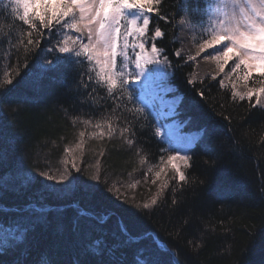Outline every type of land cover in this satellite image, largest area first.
<instances>
[{"label": "trees", "instance_id": "trees-1", "mask_svg": "<svg viewBox=\"0 0 264 264\" xmlns=\"http://www.w3.org/2000/svg\"><path fill=\"white\" fill-rule=\"evenodd\" d=\"M178 2L163 0L160 7L168 15L167 21L150 14L149 36L156 25L165 32L157 46L164 48L169 58L173 70L170 83L180 95L176 117L185 131H198L201 135L189 151L192 166L184 170L189 183L182 202L171 204V189L177 184L174 174L168 173L165 180L169 181V188L160 206L151 212H140L132 205L146 202L142 198L147 192L142 180H146L151 167L165 168L167 156L172 154V147L154 134L157 123L153 113L146 108L150 123L143 128L136 125L132 147L123 142L119 131L111 138L92 136L98 129L85 125L84 120L91 119L95 124L106 116L120 115L119 110L112 111L114 105L106 89L95 83L87 90L77 89L75 84L64 86L63 66L40 77L36 87L26 84V74L38 73L39 65L52 61L56 53L44 51L51 46L45 43L46 34L40 48L27 56V67H23V50L16 52L13 48L15 32L8 36L10 26L15 29L22 25L11 16L10 6L4 7L9 0H0V24L4 25L0 35L8 37L0 45V80L6 71L14 76L13 85L8 86L10 91L0 93V185H9L8 190L0 191V264H37L42 257L52 264H76L85 244L96 238L109 243L114 236L127 239L122 228L129 236L141 237L122 250L126 264H133L134 253L145 246L159 251L165 264L169 261L166 249L176 251L182 264H264V109L251 107L247 99L233 101L231 83L222 88L220 76L188 83L193 63L188 57L175 55L183 15ZM129 90L139 96L140 88L135 83H130ZM200 91L204 92L203 97ZM136 104L143 107L139 101ZM114 123L123 127L121 121ZM81 131L85 132L86 151L80 160L82 166L79 164L82 171L74 175L89 183L99 160L101 179L107 183H99L92 195L73 184L41 199L45 190L40 179L28 185L23 183L25 174L55 172L68 156L65 149H72L79 142ZM205 133L217 150L216 155L197 146L205 139ZM101 151L103 156L99 155ZM83 166L89 167L88 171ZM113 183L126 193L128 203L107 193ZM130 185H138L136 194H131ZM42 204L51 208L46 222L35 219L40 214L31 213L35 229L22 233L17 225H26L31 206ZM80 208L90 216L79 222L96 225L89 237H77L74 232ZM103 218L106 219L101 224ZM15 236L22 238L14 239Z\"/></svg>", "mask_w": 264, "mask_h": 264}, {"label": "snow or ice", "instance_id": "snow-or-ice-1", "mask_svg": "<svg viewBox=\"0 0 264 264\" xmlns=\"http://www.w3.org/2000/svg\"><path fill=\"white\" fill-rule=\"evenodd\" d=\"M162 3L163 0H9L4 7L10 6L11 16L19 21L22 27L14 29L10 26L8 36L15 32L13 48L16 52L23 50V67H27V56L40 48L41 39H44L46 34L45 43L51 46L46 47L44 51L48 54L56 53L52 61L39 65L38 73L26 74L25 83L36 87L40 77L48 72L59 71L63 66L66 69L61 76L64 86L70 88L75 84L77 89L84 90L93 83L102 86L114 105L112 111L119 110L120 115L106 116L102 122L95 124H92L91 119H86L84 124L98 129L91 133L97 139L111 138L119 131L123 142L129 147L134 146L132 137L136 135V125L140 124L143 128L144 124L150 123L149 113L146 112L149 105L144 100V94L141 92L139 96L134 95V92L129 90V85L139 81L141 76L147 79L153 72L163 78L166 75L164 70L170 66L164 48L157 46V41L163 39L165 32L156 25L149 36L152 23L149 14L154 13L164 21L169 19L168 15L161 11ZM177 7L183 13L180 19L189 23L192 30L198 33L195 37L197 51L195 56H189L188 60H195L201 53L211 49L212 53L205 54L203 59L215 62L218 71L212 75V79L215 80L220 74H224V79H220L219 84L226 88L225 80L231 82L233 101L247 99L251 107L259 106L264 109V0H179ZM3 32L4 25L0 24V33ZM7 39L8 37L0 35V45L5 44ZM149 41L150 48L146 47ZM175 55L179 57L181 52L177 50ZM18 74L19 69L16 72V75ZM13 81L14 76L4 72L3 79L0 80V93L10 91L8 86L13 85ZM237 81H241L247 91H238ZM188 83H193V80H188ZM199 95L203 97L204 92L200 91ZM137 101L143 107L137 106ZM128 116L131 119H128ZM114 121H121L123 127ZM154 134L160 136L161 129L156 127ZM84 136L85 132L81 131L80 140L75 147L65 149L68 156L64 159L63 170L58 175L44 171L36 174L26 173L23 183L31 185L40 179L45 190L41 199L49 194L56 195L73 184L89 195L94 194L99 188V183L90 184L88 180L74 175L81 172L77 160L84 154ZM190 143L191 141H188L183 148H172V154L167 156V164L173 171L177 184L171 189L173 206L182 202L185 185L189 183L182 169L191 168L192 157L182 155L181 152L190 151ZM197 146L210 155H216L217 150L208 142L207 133L205 139ZM99 155L103 156V151ZM160 160H164L163 153ZM140 163H144L143 157ZM161 172H156V177H160ZM89 179L100 182L99 160L95 165V174ZM168 188L169 181L163 180L150 200L143 203L133 202L132 206L140 212H151L160 206ZM8 189L7 183L0 185V191ZM107 193L117 201L128 203L126 193H121L114 183L107 188ZM50 210V206L46 204L31 206L26 225L18 224L17 227L22 233L34 230L35 223L31 213L40 214L35 219L46 222ZM88 216L90 213L83 208L78 210L77 221L74 223L77 237H89L96 228L92 223L79 222L80 218ZM105 219H101L100 223H104ZM62 228L61 225L60 230ZM121 232L127 239L114 236L109 243L102 238H96L85 244L76 264H126L122 250L128 243L138 242L141 237L129 236L126 228H122ZM20 238L22 237H14ZM166 252L169 255L168 264H182L176 251L166 249ZM37 264L52 262L47 257H42L37 260ZM133 264H165V261L161 259L159 251L145 246L134 253Z\"/></svg>", "mask_w": 264, "mask_h": 264}, {"label": "rangeland", "instance_id": "rangeland-1", "mask_svg": "<svg viewBox=\"0 0 264 264\" xmlns=\"http://www.w3.org/2000/svg\"><path fill=\"white\" fill-rule=\"evenodd\" d=\"M178 26H179V33L177 36V40L179 41L178 50L181 52V56H185V57L195 56V53L197 51L195 37L198 35V33L194 32L192 30V26L183 20H180ZM150 45L151 44L148 43L146 44V47L150 48ZM211 53L212 50L208 49L206 50L205 53H201L199 57H196L195 60H192L193 72H192L191 80L201 81L209 78L212 79V75L216 71H218L214 61L203 59V56L205 54H211ZM231 63L232 62H230V64ZM149 67H153V66L149 65ZM228 70L229 69L226 66V71ZM164 71L166 75H164L163 78H161L158 74L153 72L152 74L149 75L147 79L144 76H141L139 81L133 83L139 86L140 88L139 95L141 94V92L144 94V100L149 105L148 108L154 114L157 127L161 129V135L158 137L173 148H183L188 141H191L188 147L192 149L200 136V132L189 133L184 131L183 124L179 122L178 119H176L177 106L180 101V95L177 94L175 87L170 83V78L172 76V71H173L171 64ZM220 77L224 79V74H220ZM225 83L229 84L231 82L226 79ZM236 88L240 92L247 91V88L244 86V84L241 81L236 82ZM84 151H86V149ZM181 154L189 155V151L188 152L182 151ZM80 160L81 157L77 160L78 166L79 164L80 166H82ZM165 164L166 167L165 168L163 167L164 171L162 172H161V167L155 166L153 169L151 167L150 173L146 174V180H142L143 184L145 183V185H142L143 186L142 188L143 190H147L145 194H142L143 200L145 201L149 200L151 196L154 194V192H156L159 189V187L161 186L160 184L163 182V180L168 178L166 174L173 173L170 166L167 164V160ZM82 168H84V171L85 170L88 171L89 169V167H87L86 169V166H83ZM62 170H63V163H60V165L57 167V170H55V172L49 170V173L51 174L54 172V175H58V173ZM156 172H161L160 177H156L155 175ZM102 181L104 182L103 178L100 179V182L90 179L89 183L96 184V183H101ZM153 181H155V183H153ZM137 188L138 185L135 187H129V190L132 191L131 194L134 193V191L136 194ZM121 193H124V191H122Z\"/></svg>", "mask_w": 264, "mask_h": 264}]
</instances>
